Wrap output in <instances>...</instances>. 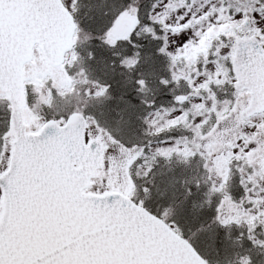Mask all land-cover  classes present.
Listing matches in <instances>:
<instances>
[{"label":"snow or ice","instance_id":"1","mask_svg":"<svg viewBox=\"0 0 264 264\" xmlns=\"http://www.w3.org/2000/svg\"><path fill=\"white\" fill-rule=\"evenodd\" d=\"M0 264H264V0H0Z\"/></svg>","mask_w":264,"mask_h":264}]
</instances>
